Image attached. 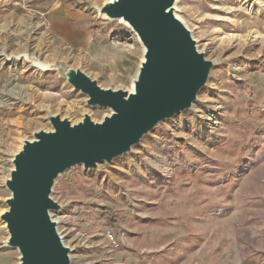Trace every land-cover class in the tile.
Wrapping results in <instances>:
<instances>
[{
  "label": "rangeland",
  "instance_id": "obj_1",
  "mask_svg": "<svg viewBox=\"0 0 264 264\" xmlns=\"http://www.w3.org/2000/svg\"><path fill=\"white\" fill-rule=\"evenodd\" d=\"M107 0H0V264H20L3 214L14 157L50 115L102 122L112 109L21 51L65 61L105 88L130 90L144 57ZM75 34H56L53 8ZM177 14L213 67L190 108L131 150L61 173L51 210L73 264H264V0H178ZM13 54L8 59L7 54Z\"/></svg>",
  "mask_w": 264,
  "mask_h": 264
},
{
  "label": "water",
  "instance_id": "obj_2",
  "mask_svg": "<svg viewBox=\"0 0 264 264\" xmlns=\"http://www.w3.org/2000/svg\"><path fill=\"white\" fill-rule=\"evenodd\" d=\"M176 0H111L101 7L108 18H123L145 47L134 91L105 88L81 69L66 73L88 96L87 103L112 109L102 122L89 114L72 123L50 115L52 130L40 129L14 157L7 179L11 191L3 214L8 244L21 264H72L52 219L60 205L51 197L56 178L76 164L92 168L131 150L160 121L190 108L206 85L213 62L197 47L190 29L174 15Z\"/></svg>",
  "mask_w": 264,
  "mask_h": 264
},
{
  "label": "bare ground",
  "instance_id": "obj_3",
  "mask_svg": "<svg viewBox=\"0 0 264 264\" xmlns=\"http://www.w3.org/2000/svg\"><path fill=\"white\" fill-rule=\"evenodd\" d=\"M107 1L109 2L111 0H107ZM177 1L178 0H176L175 3H174L173 10H174V15L178 19H180V16L177 14V11H178V7H176ZM103 15L106 16L105 14H103ZM109 19L113 20V18H109ZM116 20L122 21V22H124V23L129 25V23L127 21H125L123 18H117ZM7 56H8L7 57L8 59H13V54L10 53V54H7ZM17 57H18L17 59H24L25 61L29 62V64L32 67H34L35 69H37V70H41V71H48V70L56 71L63 77H66V73L68 72V66L66 65L65 61H63V60H56L55 62H45L42 59H40L39 55H37L35 53H30V52H28L26 50L19 52L17 54ZM144 59H145V57H143L142 61H144ZM134 86L135 85H134V81H133L132 88L129 90L130 92L134 91ZM7 179H8V177H7ZM51 216H52V219L56 222L57 230H58L59 234L61 235L63 242L68 246L67 241L64 239L65 235L62 234V232L60 231L59 226H58V223H60L59 218H54V215H53L52 212H51ZM71 256L72 255L70 254V257ZM71 260H72V258H71ZM72 264H73V261H72Z\"/></svg>",
  "mask_w": 264,
  "mask_h": 264
},
{
  "label": "crops",
  "instance_id": "obj_4",
  "mask_svg": "<svg viewBox=\"0 0 264 264\" xmlns=\"http://www.w3.org/2000/svg\"><path fill=\"white\" fill-rule=\"evenodd\" d=\"M67 12L66 10H62L61 8H53L49 13V25L51 26L52 30L56 34L65 33L68 35L75 34V30L73 29L70 23H67L64 15Z\"/></svg>",
  "mask_w": 264,
  "mask_h": 264
}]
</instances>
